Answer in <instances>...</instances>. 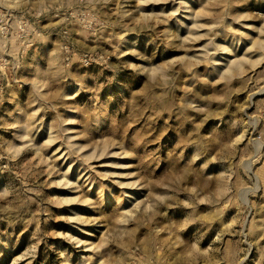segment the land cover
I'll use <instances>...</instances> for the list:
<instances>
[{
    "label": "rangeland",
    "instance_id": "obj_1",
    "mask_svg": "<svg viewBox=\"0 0 264 264\" xmlns=\"http://www.w3.org/2000/svg\"><path fill=\"white\" fill-rule=\"evenodd\" d=\"M0 264H264V0H0Z\"/></svg>",
    "mask_w": 264,
    "mask_h": 264
}]
</instances>
